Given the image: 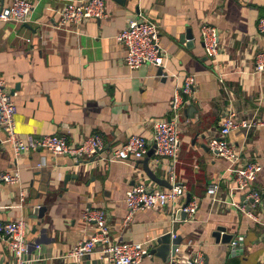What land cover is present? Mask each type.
<instances>
[{
  "label": "crops",
  "instance_id": "0c3cea01",
  "mask_svg": "<svg viewBox=\"0 0 264 264\" xmlns=\"http://www.w3.org/2000/svg\"><path fill=\"white\" fill-rule=\"evenodd\" d=\"M12 1L0 0V7ZM30 1L28 22L0 21V74L16 104L17 135L27 141L60 134L72 145L92 134L105 140L101 158L76 164L71 155L43 149L15 156L0 133V170L17 167L20 172L19 183L0 182V221L25 220L30 257L37 258L33 264H113L97 250L81 259L67 257L79 240L93 233V222L83 218L90 207L105 212L113 241L146 244L148 254L137 264H170L149 254L166 233L181 238L178 256L198 251L203 264L264 263L262 226L232 206L211 204L206 194L207 186L218 181L217 197L230 199V163L207 146L218 133L224 109L230 107L238 118L264 119V71L254 66L255 53L264 51V36L256 28L264 0H104L105 18L64 26L58 25L57 11L68 0ZM139 12L159 25V42L168 53L165 76L151 64L136 69L125 64L126 48L117 35ZM203 24L217 30L216 62L205 55ZM186 31L191 39L183 41ZM188 74L195 82L180 110L176 172L190 198L198 199L197 210L185 220L170 205L144 208L124 223L129 187L139 182L153 189L168 187L145 174L139 163L145 156L107 162V153L131 134L141 135L150 148L153 123L170 117L168 102ZM228 139L239 150L240 163L256 161L261 167L254 186L262 197L263 215L264 126L234 130ZM166 163L165 157L152 154L148 166L168 183ZM66 174L71 177L64 183ZM40 206L45 209L37 218ZM218 226L225 230L221 236L232 235L230 241L215 240L212 233ZM10 258L0 240V264Z\"/></svg>",
  "mask_w": 264,
  "mask_h": 264
},
{
  "label": "built area",
  "instance_id": "2783aa9c",
  "mask_svg": "<svg viewBox=\"0 0 264 264\" xmlns=\"http://www.w3.org/2000/svg\"><path fill=\"white\" fill-rule=\"evenodd\" d=\"M33 4L30 0H13L11 4L0 7V21H11L23 24L30 20ZM58 25H77L84 20H101L107 16L104 0H68L57 11ZM258 34L264 36V15L260 16L256 23ZM160 28L157 22L148 18L142 12L136 17L130 18L126 26L118 33L117 39L126 48L125 64L130 69H136L144 64H151L165 69L168 61L167 51L159 42ZM201 37L205 55L216 62L220 52V44L217 30L214 26L203 24ZM255 71H264V51L260 50L254 56ZM220 81H222L221 75ZM195 79L193 75H186L182 84L177 87L168 102L170 117L153 123V144L156 156L165 157L167 160L168 188L153 189L143 182L129 187L125 193V205L127 214L124 223L131 220L135 211L144 208H163L168 205L181 208L185 213V220L193 218L198 199L191 197L183 207L187 193V186L178 179L176 165L180 151V110L186 101V97L193 92ZM16 104L13 95L5 87L4 78L0 74V133L4 132L5 142L12 145L15 156L38 150H48L55 155H71L75 163L83 159L101 158L105 150V140L100 134H92L77 144H70L67 138L58 134H40L31 137L27 141L19 138L16 132ZM264 126V119L238 118L236 113L226 107L220 117V127L216 136L207 142L208 149L215 155L224 158L230 163L228 172L232 176V185L229 188L230 199L228 201L217 197L219 182L210 183L206 188V194L211 204L220 202L227 204L245 214L248 218L258 223L264 229V214L260 215L262 197L254 186L260 165L256 161L240 163L239 150L232 145L228 136L234 130L244 129L249 131L255 127ZM149 149L148 142L138 134L128 136L126 142L118 148L108 151L106 160L113 162L125 160L130 157L142 158ZM20 181L19 169L0 170V182L5 184H17ZM242 195L236 200L234 195ZM19 199H23L22 191ZM83 218L87 222H93V233L79 240L68 252L67 257L81 259L89 257L96 250L99 254L113 264H137L148 253V247L143 242L113 241L110 237L105 212L98 208H86ZM26 222L23 218L14 221H0V240L5 242L11 253L8 263L2 264H33L37 258L30 257V246L26 239ZM175 238V234H171ZM237 242L232 241L235 245ZM180 253L179 244L170 264H203L204 256L195 251L183 256ZM264 264V263H258Z\"/></svg>",
  "mask_w": 264,
  "mask_h": 264
},
{
  "label": "water",
  "instance_id": "95a60500",
  "mask_svg": "<svg viewBox=\"0 0 264 264\" xmlns=\"http://www.w3.org/2000/svg\"><path fill=\"white\" fill-rule=\"evenodd\" d=\"M185 39H191V35L188 31H186V34L183 37V41H185ZM158 74L165 76L162 68H158ZM154 148H155V144H152V146L148 149L145 157L139 160V163L142 165L143 171L148 176V178H150L152 181H154L157 184L169 187V183H167L165 179L156 176L154 172L148 166V161L154 152ZM70 177H71V174H66L64 183H66ZM189 199H190V194L187 192L183 207L186 205ZM36 209H37L36 217L42 218V215H43L42 213L45 207L40 206L39 208H36ZM179 213L181 214V218L184 219L185 213L181 210V208H179ZM221 231L225 233V230L222 226H218L215 229V231H213L212 236L215 238V240L218 241L219 239H221L222 241H227V242L230 241L232 238V235L222 234L221 236ZM180 241H181L180 237L176 236L175 238H171V234L166 233L158 238L157 240L158 246L150 250L149 254L159 255L162 260H165L166 262L170 263V258L172 255H174L175 248L180 243Z\"/></svg>",
  "mask_w": 264,
  "mask_h": 264
}]
</instances>
